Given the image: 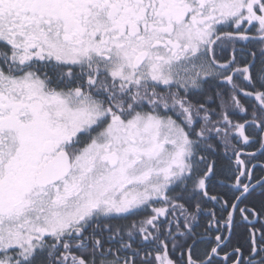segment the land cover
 I'll list each match as a JSON object with an SVG mask.
<instances>
[{
    "label": "snow or ice",
    "instance_id": "obj_1",
    "mask_svg": "<svg viewBox=\"0 0 264 264\" xmlns=\"http://www.w3.org/2000/svg\"><path fill=\"white\" fill-rule=\"evenodd\" d=\"M0 264H264V0H0Z\"/></svg>",
    "mask_w": 264,
    "mask_h": 264
}]
</instances>
